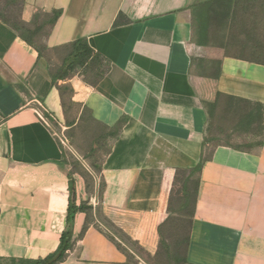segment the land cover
Returning <instances> with one entry per match:
<instances>
[{
    "label": "crops",
    "instance_id": "1",
    "mask_svg": "<svg viewBox=\"0 0 264 264\" xmlns=\"http://www.w3.org/2000/svg\"><path fill=\"white\" fill-rule=\"evenodd\" d=\"M202 1L24 0L20 18L31 28L35 12H61L42 39L47 50L41 56L0 20L1 259L37 260L56 250L71 169L73 204L92 211L74 214L73 246L60 264H131L97 211L144 255L155 256L176 172L198 163L216 94L264 105L263 65L195 45L190 6ZM79 39L109 69L94 87L78 75L67 80L73 93L65 105H78L79 114L86 109L97 124L90 145L123 121L118 136L107 140L109 151L97 155L99 196L93 179L87 189L89 150L82 153L77 138H70L72 145L63 134L84 129V122L78 115L67 126L51 81L66 55L63 47ZM196 57L220 60L218 78L196 74ZM40 110L61 134L40 120ZM70 155L80 166L70 164ZM186 262L264 264V139L249 153L217 147L203 164Z\"/></svg>",
    "mask_w": 264,
    "mask_h": 264
},
{
    "label": "trees",
    "instance_id": "2",
    "mask_svg": "<svg viewBox=\"0 0 264 264\" xmlns=\"http://www.w3.org/2000/svg\"><path fill=\"white\" fill-rule=\"evenodd\" d=\"M0 20L13 29L18 36L28 45L34 48L38 54L43 55L47 48L38 40H42L59 18L60 11H52L49 15H42L39 11L34 13L31 25L34 28L22 22L20 15L24 5V0H0ZM237 0H206L195 3L190 6L192 14V26L194 33V43L197 47H209L210 36L213 24L227 17L236 7ZM37 25V26H36ZM66 55L62 60L61 66L51 74L52 86L58 87L60 98L62 99V107L67 116V126L71 127L79 115V122H84L86 114L89 122L96 126L97 124L90 117L86 109H82L79 114L78 105H65V99H69L73 93L67 80L78 75L81 80L88 86H96L104 77L109 69V63L101 56L95 54L87 45L85 39H79L73 43L63 47ZM258 51V48H255ZM255 52V53H256ZM229 57V56H227ZM235 58V57H233ZM246 60L258 65L264 66L263 57H253L252 59L237 58ZM207 62L210 65H216L217 70L213 74H200V76L217 79L220 71V60L195 59V62ZM60 85H58V83ZM228 101L233 105H222ZM77 107L78 113L72 112ZM234 118L233 130L226 131L220 137L213 135V123H209L219 109ZM123 121H120L112 129L104 130L98 134L89 147V157L84 158L90 168V174L86 172L88 177L87 189L90 193L89 178L93 179L95 194L99 196L101 191L100 184V163L102 157H98L97 153L103 148L102 153L109 151L107 143L108 139H115L121 130ZM81 127V125L79 126ZM83 127V126H82ZM205 138L201 146L199 161L196 166L190 170H178L176 172L173 187L170 193L168 203V217L159 227V248L155 256L149 257L120 230L104 219L99 212H96L98 220L106 229V234L115 243V245L125 253L128 262L138 264L137 257L143 259L146 264H187L186 250L189 242V233L192 224L195 204L197 200L199 175L204 163L212 160L214 151L217 147H228L242 152H251L263 145L264 139V105L258 102L249 101L243 98L229 96L217 93L214 101L213 109L208 113V120L205 129ZM235 140L240 142L235 143ZM220 142V143H219ZM70 164L73 167L80 166V162L70 155ZM73 171L67 173L69 204L66 215L65 228L62 231L59 244L53 253L45 258L37 260L9 259L7 264H60L65 259L68 251L73 246L72 224L74 214L80 210L83 212L92 211V206L82 204L75 207L73 204L74 180ZM4 260L0 258V264Z\"/></svg>",
    "mask_w": 264,
    "mask_h": 264
},
{
    "label": "rangeland",
    "instance_id": "3",
    "mask_svg": "<svg viewBox=\"0 0 264 264\" xmlns=\"http://www.w3.org/2000/svg\"><path fill=\"white\" fill-rule=\"evenodd\" d=\"M41 41L37 39V42ZM209 45V48L222 51L224 56L244 59H252L253 57L264 58V0H237L235 9L227 17L213 24ZM255 48H258L257 52ZM194 59L196 61L203 58L196 57ZM195 64L197 65L194 67V72L198 75L213 74L217 70L216 65H210L207 62L197 61ZM221 104L233 105L228 101ZM78 110L75 107L70 114L78 113ZM209 123H213L211 133L220 137L224 132L233 130L235 122L234 118L228 116V114H224V111L220 108L213 119L209 120ZM84 125V129L80 127L79 130L72 129L63 132L72 145L74 143L70 138H77L78 144L75 145H78L82 153H86L89 150L90 131L94 133L98 132L97 127L89 122L87 114ZM54 128L61 134L62 130L57 125H54ZM234 142L238 143L240 141L235 140ZM103 151V148L100 149L97 155H101ZM3 260L2 263L7 264L9 259Z\"/></svg>",
    "mask_w": 264,
    "mask_h": 264
},
{
    "label": "built area",
    "instance_id": "4",
    "mask_svg": "<svg viewBox=\"0 0 264 264\" xmlns=\"http://www.w3.org/2000/svg\"><path fill=\"white\" fill-rule=\"evenodd\" d=\"M37 114L40 118V120L45 124L47 125L48 127L50 128H53V125L51 124V122L49 121V119L44 115L43 111H37Z\"/></svg>",
    "mask_w": 264,
    "mask_h": 264
}]
</instances>
